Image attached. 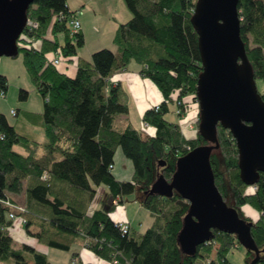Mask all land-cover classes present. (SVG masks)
I'll return each mask as SVG.
<instances>
[{
    "label": "trees",
    "instance_id": "obj_1",
    "mask_svg": "<svg viewBox=\"0 0 264 264\" xmlns=\"http://www.w3.org/2000/svg\"><path fill=\"white\" fill-rule=\"evenodd\" d=\"M124 2L132 17L117 28L113 40L117 50L98 49L91 59L79 53L85 37L82 29L73 30L77 12L69 9L68 0H36L28 10L30 23L17 44L44 108L42 112L14 110L13 122L0 114L1 263L51 264L32 245L14 248V221L6 200L26 208L25 229L38 244L69 252L87 240V249L108 264H230L228 254L241 246L236 235L214 230L213 239L199 246L196 255H184L178 236L190 202L176 191L172 197L151 192L160 175L172 180L180 157L212 144L199 132L197 88L203 65L192 23L198 0ZM238 10L256 83L264 81V0H240ZM54 56L75 61V74L54 64ZM132 62L163 95L143 116L154 127L153 135H144L131 122L122 130L116 128V119L129 114L130 104L122 84L112 79ZM8 88V77L0 73V93L6 95ZM258 91L264 100V91ZM28 95L29 90L20 88V99ZM190 98L199 105L197 136L191 138L179 122L166 118L172 104L177 115L188 112ZM217 137L219 147L211 155L215 183L227 204L232 199L228 206L242 219L253 222L244 216L245 206L262 214L251 234L261 251L258 264H264V172L254 184L258 189L250 191L251 185L241 178L234 135L219 124ZM119 148L133 164L130 180H119L113 172ZM101 185L108 188L110 202H123L124 195L136 189L143 191L141 206L152 215L153 225L145 233L132 229L127 235L108 211L89 214ZM246 256V264L255 258L248 250ZM78 257L76 249L70 264Z\"/></svg>",
    "mask_w": 264,
    "mask_h": 264
},
{
    "label": "water",
    "instance_id": "obj_2",
    "mask_svg": "<svg viewBox=\"0 0 264 264\" xmlns=\"http://www.w3.org/2000/svg\"><path fill=\"white\" fill-rule=\"evenodd\" d=\"M36 0H0V57L19 55L17 41L28 23V10ZM240 0H198L192 23L199 35L203 71L197 97L199 132L211 145L180 157L171 181L163 175L151 192L164 197L179 193L190 202L178 236L181 252L194 256L199 246L213 239V231L236 235L240 245L254 252L250 264H258L261 251L247 222L228 206L216 183L211 155L219 147L217 128L229 129L237 141L241 178L248 185L264 172V100L258 91L252 65L241 35Z\"/></svg>",
    "mask_w": 264,
    "mask_h": 264
},
{
    "label": "crops",
    "instance_id": "obj_3",
    "mask_svg": "<svg viewBox=\"0 0 264 264\" xmlns=\"http://www.w3.org/2000/svg\"><path fill=\"white\" fill-rule=\"evenodd\" d=\"M98 1L99 0H68L69 9L73 12H81V15L84 16L82 21V25H83L82 31L85 37L84 46L85 47L87 46L86 48L87 51L86 53L83 54L80 52L79 53L80 55L88 59H91L93 52L98 49L105 47L111 48L117 28L121 23L127 21V19L131 17L130 11L128 10V8H126L127 6L126 7L124 6L126 5L124 0H118L120 4L119 11L117 9L111 11V9H113L111 6L113 0H105L106 3H102L103 6H101L103 7V9L97 8L96 3H98ZM89 13H93V18L97 19L95 29L98 32L103 30V32L100 33L101 34L100 38L98 39L96 38L95 40L94 39L90 40V38H87L85 36V33L88 29L86 19ZM100 19L102 20V24H105L104 26L100 25L101 22ZM108 21H112V24L108 28L109 34L107 37H103V35L106 33V30L104 29H106ZM105 38L106 40H108V42L105 41ZM1 66L2 65L0 63V73L5 74L8 77V74L6 73L5 70H2ZM61 67L63 68L64 71L68 72L70 75H74L77 70V63L75 61H70V62L67 61V63L64 62L61 65ZM112 80L118 81L122 84V86L127 92L129 104H130L129 114L121 115L116 119V128L122 130L126 127V125L129 122L133 123L136 126V123H134L135 121L132 119V116H134L135 114L136 115L135 117L138 119V123H140L141 121V127L143 129V132L142 131L141 132L144 135H153L155 133L154 127L151 126L150 124H146V122L143 120V116L146 110L158 105L163 100V95L159 90V88L150 79L145 78L140 73L139 65L133 62L129 65L127 69L117 72ZM21 88H25V87H21ZM27 110L31 111L29 109ZM10 112L11 114H13L12 110ZM197 117H198L197 111L194 109H188V112L179 116V124H181L182 130L187 137L191 138L197 136V120H198ZM133 171H134V167L132 162L125 157L122 150L119 148L116 152L115 164L113 169L116 178L119 180H130L132 178ZM100 187L101 186H99L98 188ZM112 202H114L115 205L122 204V202H120V204H116L115 201ZM242 212L246 218L252 220L254 223L257 222L259 218L262 216L260 212H258L257 210H255L250 206L243 207ZM109 214L114 222L129 221L132 224L130 215L127 213V210L124 211L122 210V208H118V210L116 209L110 211ZM132 229L136 230L134 223L132 224ZM28 244L32 245L42 253L48 256L50 255L49 250H44L40 246V244L33 245L34 243L30 241H28ZM82 246L87 249V247L85 246V242H83ZM95 256L98 257L97 255ZM77 259L79 260L80 264L81 263L83 264L85 261L94 262L95 264H98L95 258H93V256L87 252L79 253V257ZM101 261H102L101 264H108L103 260ZM28 264H33V262L29 261Z\"/></svg>",
    "mask_w": 264,
    "mask_h": 264
},
{
    "label": "rangeland",
    "instance_id": "obj_4",
    "mask_svg": "<svg viewBox=\"0 0 264 264\" xmlns=\"http://www.w3.org/2000/svg\"><path fill=\"white\" fill-rule=\"evenodd\" d=\"M102 3H106V1L99 0L98 3H96L97 8L103 9V7H101L103 6ZM111 6L113 8L111 9V11L116 10V9L118 11L120 10V4L118 0H113V2L111 3ZM124 6L126 7V5ZM131 17H132V13H131ZM79 18L82 23L84 16L80 15ZM129 19H127V21ZM96 21L97 19L93 18V13H89L87 15L86 22H87L88 29L85 33V36L87 38H90V40H93V39L95 40L96 38L97 39L100 38L101 36L100 33L103 32V30L98 32L95 29ZM100 21H101L100 25L104 26L105 24H102L101 19ZM111 24H112V21H108L107 27L106 29H104L106 30V33L103 35V37L108 36L109 34L108 28ZM82 29H83V25H82ZM105 41L108 42L106 38H105ZM111 46H112L111 47L112 49L117 50V47L114 42H112ZM86 48L87 46L80 48L79 52L82 54L86 53L87 51ZM105 48H109V47H105ZM0 63L2 65L1 66L2 70H5L6 73L8 74V80H9V88H8L6 95L5 96L0 95V114L1 113L6 114L8 119L11 122H13V121H16L17 117L14 114H11L10 112L11 110L16 111L20 108L21 110L29 109L33 112H42L44 108V101H43L41 94L37 91L35 85L33 84L27 72V69L24 63L23 54L20 53L19 55L15 57H6V56L0 57ZM21 87H25L27 90H29V95L27 99H24V100L20 99L19 91ZM257 87L259 88V90L264 91V81L258 80ZM187 105H188L187 109L196 110L197 116H198L199 105L191 98L187 99ZM135 116H136L135 114L134 116H132V119L135 121L133 122L136 123V127H138L140 131L143 132V129L141 127V121L140 123H138V119ZM166 118L170 121L179 122V115H177L176 113L175 104L171 105V111L167 114ZM216 154L220 156L219 151L216 152ZM101 187L98 188L97 193L92 201V204L90 205V208L88 210L89 214H93L96 210H100V209H104L108 211V213H110V211H113L116 209L118 210V208H122V210L124 211L127 210V213L130 215L131 222L132 224L134 223V226L138 232L145 233L153 225L154 219L152 215L147 209L141 206V201L144 198L143 191H141L140 189H136L134 192L124 195L122 204L115 205L114 202L109 201V194H108L109 191L107 190L106 186L101 185ZM232 202H233L232 199L229 198L228 204L231 205ZM11 235L13 237L15 249H21L23 245L28 244V241L34 243L33 245L38 244L35 239L28 236L26 229H25L24 222L21 220L15 221L14 226L11 228ZM40 246L44 250H49L50 255L49 256L47 255V256L51 264H70L71 259H72L71 258L72 254L76 249L79 253H82V252L90 253L93 256V258H95V260L98 262V264L102 263V261L98 257H96L92 251L86 249L83 246L74 245L73 249L69 252L52 249V248H49L41 244ZM227 258L231 264H246V259H247L246 249L243 248L242 246L238 248H234L230 251ZM84 263L85 264L87 263L95 264L94 262H88V261H85ZM0 264H4V263L0 262Z\"/></svg>",
    "mask_w": 264,
    "mask_h": 264
},
{
    "label": "built area",
    "instance_id": "obj_5",
    "mask_svg": "<svg viewBox=\"0 0 264 264\" xmlns=\"http://www.w3.org/2000/svg\"><path fill=\"white\" fill-rule=\"evenodd\" d=\"M80 14H81V12H77L72 17V27H73L74 31H78V30L82 29V23H81V20L79 18ZM29 23L30 22L28 21L27 25ZM52 60H53V63L58 65V66H61L64 62L67 63V61L62 59L60 56H54V57H52ZM0 95L5 96L3 93H0ZM12 113L14 114L15 111L12 110ZM178 113H179V111H178ZM146 124H148V123L146 122ZM257 189H258V187L256 185L255 186L251 185V187L249 188L250 191H256ZM115 202H116V204H120V202L118 200H115ZM4 204L10 208L11 212L9 213V218L12 221H14V223H15V221L21 220L25 224L26 219H25L24 214L26 213V208L24 206L13 204V202L10 201V200L4 201ZM116 224L119 226L120 229H122L123 234H127L128 235V234L131 233L132 224L129 221L116 222ZM85 246L87 247V240L85 242ZM72 264H80V262L76 258V259H73ZM114 264H117V261H114Z\"/></svg>",
    "mask_w": 264,
    "mask_h": 264
}]
</instances>
